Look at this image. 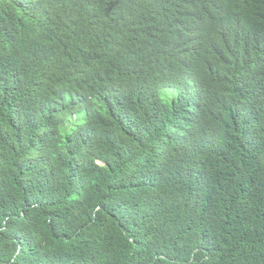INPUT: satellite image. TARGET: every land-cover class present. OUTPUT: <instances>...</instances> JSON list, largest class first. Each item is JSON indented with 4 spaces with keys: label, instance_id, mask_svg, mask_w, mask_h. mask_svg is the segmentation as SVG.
Here are the masks:
<instances>
[{
    "label": "trees",
    "instance_id": "obj_1",
    "mask_svg": "<svg viewBox=\"0 0 264 264\" xmlns=\"http://www.w3.org/2000/svg\"><path fill=\"white\" fill-rule=\"evenodd\" d=\"M0 264H264V0H0Z\"/></svg>",
    "mask_w": 264,
    "mask_h": 264
}]
</instances>
